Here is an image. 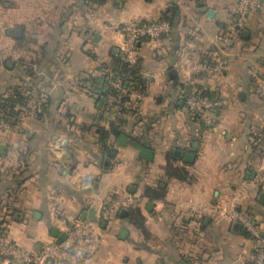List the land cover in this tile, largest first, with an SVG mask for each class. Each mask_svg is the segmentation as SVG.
Listing matches in <instances>:
<instances>
[{
    "label": "crops",
    "instance_id": "crops-1",
    "mask_svg": "<svg viewBox=\"0 0 264 264\" xmlns=\"http://www.w3.org/2000/svg\"><path fill=\"white\" fill-rule=\"evenodd\" d=\"M237 1L0 0V101L48 93L19 132L0 131V249L10 240L35 250L54 239L53 228L65 231L91 209L95 221L102 204L130 195L114 218L99 220L92 264H242L250 236L211 209L241 193L239 207L264 238V6L223 47ZM130 16L168 17L171 30L140 46L136 111L105 114V73ZM221 59L220 70L202 69ZM195 85L221 100L211 125L184 102ZM120 134L152 150V160L119 144Z\"/></svg>",
    "mask_w": 264,
    "mask_h": 264
},
{
    "label": "built area",
    "instance_id": "built-area-1",
    "mask_svg": "<svg viewBox=\"0 0 264 264\" xmlns=\"http://www.w3.org/2000/svg\"><path fill=\"white\" fill-rule=\"evenodd\" d=\"M264 0H238L235 7V17L227 24L221 43L223 47H229L239 36L240 29L252 14L261 10ZM171 30L168 20L136 21L129 19L123 28V45L120 48L123 60L128 65H135L138 59V51L141 44L157 42L167 36ZM225 60H218L215 65L204 64L202 69L218 71ZM35 68V67H34ZM35 71L37 69L35 68ZM44 75L43 72H39ZM109 84L117 88V92L105 93V114L116 113L118 109L131 110L135 108L142 94L132 83H119L122 75L119 71L110 69ZM205 88L193 86L184 89L183 97L187 108L193 116H198L201 122L211 125L215 120L221 100L212 94L205 93ZM48 93L39 91L29 98L24 106H17V114L12 121L6 120L0 114V131L19 132L22 124L28 118H33L43 111L47 103ZM264 185V182H263ZM241 193L232 196L225 202L211 206L212 210H220L229 221L238 223L250 236L253 250L242 255V264H264V238L259 223L246 211L239 207ZM130 195L115 196L107 203L102 204L97 220L77 219L68 224L65 237L62 241L54 239L42 243L31 251L24 250L16 242L6 240L2 243L0 253L5 257L7 264H92V255L96 244L100 239L99 220L110 221L117 211L129 205L133 201ZM205 210V208H203Z\"/></svg>",
    "mask_w": 264,
    "mask_h": 264
},
{
    "label": "trees",
    "instance_id": "trees-1",
    "mask_svg": "<svg viewBox=\"0 0 264 264\" xmlns=\"http://www.w3.org/2000/svg\"><path fill=\"white\" fill-rule=\"evenodd\" d=\"M90 1H94L96 3H101L104 2L105 0H90ZM157 20H168L170 22V19L168 17L165 16H161L160 18H158ZM171 24V22H170ZM224 31V30H223ZM242 34V29H240L239 31V36L238 38L241 36ZM223 35V33H222ZM222 36H220L221 38ZM237 38V39H238ZM140 54V53H139ZM138 54V59L135 65H128V63L123 60L122 58V54L121 52L113 54V66L111 69L113 70H117L121 73L122 78H120L118 81L120 84L123 83H132L135 88H137V90H139L140 92H143V85L141 83V75H140V68H139V62H140V55ZM110 70V69H109ZM109 70L105 73V75L108 77V79H110V81H112V77L109 76ZM193 85V84H191ZM197 87H200L198 85H195ZM205 93H207V90H204ZM108 92H117V88L113 87L111 84L109 85L108 88ZM14 94L16 95V93L14 92ZM14 94H11L10 96H6L4 97L3 100L0 101V114L2 115V117H4L6 120L12 121L16 114H17V103H22V102H28V98H22V96L17 97V95L15 96ZM106 94V93H105ZM47 104V103H46ZM46 104L43 106H46ZM134 110H128V109H124V108H120L117 110L116 114L117 116H121V114H123L124 112H135L136 108H133ZM130 113V112H129ZM195 118H197L195 116ZM121 130H117V132H115V134L120 133ZM146 193L150 194V195H156V193L152 192L150 188L146 189Z\"/></svg>",
    "mask_w": 264,
    "mask_h": 264
},
{
    "label": "water",
    "instance_id": "water-1",
    "mask_svg": "<svg viewBox=\"0 0 264 264\" xmlns=\"http://www.w3.org/2000/svg\"><path fill=\"white\" fill-rule=\"evenodd\" d=\"M212 11H213V10H209L208 13L211 14ZM97 37H98V34L95 33L93 39L96 40ZM101 99H102V100H101V103L103 104V102L105 101V97H102ZM117 141H118L119 144H122V143L128 142V143L131 144L134 148L137 149L139 157L143 158V159L146 160V161H150V160H152V158H153V154H154V152H153L152 150H150V149H148V148H146V147L140 145L139 143H137V142H135V141H133V140L127 138L124 134H120V135L117 137ZM3 149H4V145H3V144H0V152H2ZM173 153H174V154H180V151H179V150H174ZM194 156H195L194 153H192V152H186V153L183 155V158H184L185 161L190 162V161L193 160ZM92 214H93V210L91 209V210L88 211V218L91 219V220L93 219V215H92ZM85 217H86V213L83 212V214H82V216H81L80 219H84ZM238 227H239V224L236 223V224L234 225V228L236 229V228H238ZM125 234H126V230H122V231L120 232V236H122V237H124ZM51 235L54 237V240H55L56 242H60V241H62L63 238L65 237V231H60V230L57 229V228H53L52 231H51ZM179 264H191V263H190V262H187V261H181Z\"/></svg>",
    "mask_w": 264,
    "mask_h": 264
},
{
    "label": "rangeland",
    "instance_id": "rangeland-1",
    "mask_svg": "<svg viewBox=\"0 0 264 264\" xmlns=\"http://www.w3.org/2000/svg\"><path fill=\"white\" fill-rule=\"evenodd\" d=\"M74 1H77V0H74ZM111 1V0H110ZM91 2H93V3H95L94 1H91ZM108 3H111V2H108ZM62 3L61 2H59V5H61ZM65 5H67L66 3H64ZM237 4V3H236ZM107 5H109V4H107ZM104 19H105V17H104ZM106 19H108L109 20V17H106ZM129 19H133V20H136V21H146V20H141V19H137V18H134V17H132V16H130V17H127V18H125L124 20H122V22L118 25V27L123 31V28H124V24H125V22L127 21V20H129ZM0 38H2L1 37V34H0ZM123 40H124V38L122 37V42H121V47H122V45H123ZM235 41V40H234ZM234 41L232 42V44L234 43ZM120 47V48H121ZM119 52H121V49H119V51H118V53ZM138 53H140V48H139V51H138Z\"/></svg>",
    "mask_w": 264,
    "mask_h": 264
}]
</instances>
